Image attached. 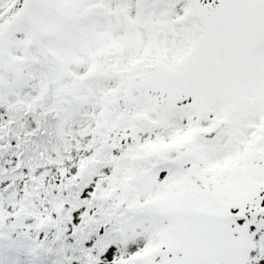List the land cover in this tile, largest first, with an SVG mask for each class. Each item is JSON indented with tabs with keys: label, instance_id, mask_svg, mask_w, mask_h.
I'll use <instances>...</instances> for the list:
<instances>
[{
	"label": "snow or ice",
	"instance_id": "obj_1",
	"mask_svg": "<svg viewBox=\"0 0 264 264\" xmlns=\"http://www.w3.org/2000/svg\"><path fill=\"white\" fill-rule=\"evenodd\" d=\"M0 264H264V0H0Z\"/></svg>",
	"mask_w": 264,
	"mask_h": 264
}]
</instances>
